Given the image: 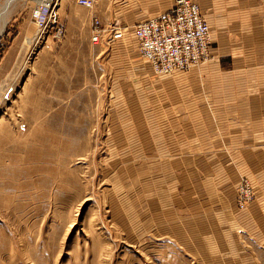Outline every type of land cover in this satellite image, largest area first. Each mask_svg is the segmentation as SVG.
I'll return each instance as SVG.
<instances>
[{"label": "rangeland", "instance_id": "obj_1", "mask_svg": "<svg viewBox=\"0 0 264 264\" xmlns=\"http://www.w3.org/2000/svg\"><path fill=\"white\" fill-rule=\"evenodd\" d=\"M53 1L39 30L42 3L12 0L0 36V264H234L199 229L213 209L164 78L129 40L95 44L88 7ZM259 173L236 181L237 213Z\"/></svg>", "mask_w": 264, "mask_h": 264}, {"label": "crops", "instance_id": "obj_2", "mask_svg": "<svg viewBox=\"0 0 264 264\" xmlns=\"http://www.w3.org/2000/svg\"><path fill=\"white\" fill-rule=\"evenodd\" d=\"M196 1L212 30L213 57L187 71L157 74L164 78L159 102L166 115L178 118L179 137L190 142L185 148L189 171L196 175L203 203L213 209L199 229L211 233L214 249L218 246L234 264H251L257 248L264 249V0ZM174 3L96 0L88 13L103 27H122L120 40L137 45L134 26ZM136 56L142 58L139 52ZM258 171V197L237 213L236 181L242 173L255 180Z\"/></svg>", "mask_w": 264, "mask_h": 264}, {"label": "built area", "instance_id": "obj_3", "mask_svg": "<svg viewBox=\"0 0 264 264\" xmlns=\"http://www.w3.org/2000/svg\"><path fill=\"white\" fill-rule=\"evenodd\" d=\"M79 5L92 7L95 0H78ZM54 1L34 10L39 30L50 22ZM61 26L56 29L57 35ZM138 52L156 74L187 71L210 61L213 57L212 30L196 0H175L171 10L134 26ZM122 27H103L94 21L92 41L113 42L124 38Z\"/></svg>", "mask_w": 264, "mask_h": 264}, {"label": "bare ground", "instance_id": "obj_4", "mask_svg": "<svg viewBox=\"0 0 264 264\" xmlns=\"http://www.w3.org/2000/svg\"><path fill=\"white\" fill-rule=\"evenodd\" d=\"M2 0H0L1 2ZM39 2H41L42 4L44 3H50L51 0H39ZM11 3L12 0H8L6 2V4H3L1 7H0V36L2 35L4 29H5V26L8 22V19L10 17V15L12 14L13 10L11 8Z\"/></svg>", "mask_w": 264, "mask_h": 264}]
</instances>
